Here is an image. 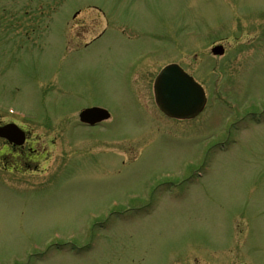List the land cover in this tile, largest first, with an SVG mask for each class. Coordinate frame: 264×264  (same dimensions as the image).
Here are the masks:
<instances>
[{
	"label": "rangeland",
	"instance_id": "obj_1",
	"mask_svg": "<svg viewBox=\"0 0 264 264\" xmlns=\"http://www.w3.org/2000/svg\"><path fill=\"white\" fill-rule=\"evenodd\" d=\"M173 61L206 89L195 118L155 105ZM94 103L112 119L71 132ZM0 104L50 115L31 127L55 140L42 174L0 171V264H264V0H0Z\"/></svg>",
	"mask_w": 264,
	"mask_h": 264
},
{
	"label": "flooded vegetation",
	"instance_id": "obj_2",
	"mask_svg": "<svg viewBox=\"0 0 264 264\" xmlns=\"http://www.w3.org/2000/svg\"><path fill=\"white\" fill-rule=\"evenodd\" d=\"M93 8H95V6H93ZM62 12L64 15L69 14L68 11L65 12V9ZM84 13L90 14V11L83 9L81 7V8H77L72 13L74 21H76L75 24L78 21H82V22L86 23L85 21H87L89 19V17H87V16L85 18L82 17V14H84ZM92 18L93 19H91V21H92L91 26H84V24H81V28L79 29L78 33L75 34V36L73 38L74 48L88 47L90 42L95 40L96 37H98L99 34L93 33L96 31L97 23H95L94 17H92ZM79 23L80 22H78V24ZM86 31H90V33H92V35H93V37L90 40L82 39V35ZM69 42H72V41H69ZM22 48H24V45H16V49L19 50ZM12 62L14 64L18 63V61H16V59L13 60ZM148 62L149 61H146L144 59L135 60V61L131 60L128 62V68H129V70L132 69V71L138 76V78H140V76L142 75L143 70L146 66V63H148ZM180 64L183 66L184 69H186L184 67L183 63L180 62ZM162 67L163 66L159 67L150 78V84L152 85V92L151 93L153 94V99H154L155 78H156L157 74L159 73V71L161 70ZM63 86H64V83H63ZM45 88L46 87L41 88V90H43ZM95 104H99V103H94L92 105H95ZM9 106L14 107L17 110L24 111L26 113V117L21 118L17 115L8 114L6 112H3L4 111L3 108H5V107L0 108V126L6 125V124L16 125V127H14L15 128L14 132L9 133L8 137L0 136V170L6 171L10 174H17V175H22V176L25 174H28V175L42 174V171L45 168L44 164H47V162L50 159L49 146L51 143L53 144L55 140L53 139L52 142H50L49 136L47 134L39 133L36 131L33 132V130H32L33 128L31 126H33V124L36 120H39L41 123L47 124V126L50 128L51 126L49 125L48 122H53V118H51V116L48 114H45L42 116V115L35 113L33 111L29 112L28 110L23 109L21 107H15L12 104ZM86 106H88V105H86ZM82 108H80L79 110L76 111V112H78L77 113L78 118L75 119L76 116H74V121L76 120V123H77V121H78V123L77 124L71 123L69 125L71 132L76 131L77 125L82 126V127L83 126L96 127V126H103V124L105 122L108 123L109 119L102 120L100 123H98L94 126H88L87 124H85L84 122H82L79 119V112L81 111ZM132 195L134 196V199L139 200L138 201L139 204H136L134 206H137L139 208L140 207H149L151 209V211L153 212V211H156L157 208L159 207V203H160L162 194L159 193V191L157 193H154V194H153V191H150V192H140V191L136 192L135 191V192H132V194L130 196H132ZM171 195H169V196H171ZM141 199H155L156 201H158V203H155V201H153V200H151L149 203H145ZM188 259L189 258H187V260ZM192 259L193 258H191L187 261L188 264H196L194 262L192 263V261H191ZM194 259H196V258H194ZM197 264H223V263H221L220 261H219V263H215V262H204V263L201 262L200 263V261H199V262H197ZM236 264H241V263L236 262Z\"/></svg>",
	"mask_w": 264,
	"mask_h": 264
},
{
	"label": "water",
	"instance_id": "obj_3",
	"mask_svg": "<svg viewBox=\"0 0 264 264\" xmlns=\"http://www.w3.org/2000/svg\"><path fill=\"white\" fill-rule=\"evenodd\" d=\"M212 51L222 54L224 48L217 45ZM155 88L159 107L172 117H193L202 110L206 102L203 87L177 64H170L162 69ZM81 117L87 122L94 123L107 117V113L101 108H88L81 113ZM0 134L5 133L0 131Z\"/></svg>",
	"mask_w": 264,
	"mask_h": 264
}]
</instances>
